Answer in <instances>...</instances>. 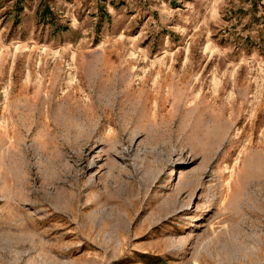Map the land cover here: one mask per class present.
Returning <instances> with one entry per match:
<instances>
[{"label":"rangeland","instance_id":"rangeland-1","mask_svg":"<svg viewBox=\"0 0 264 264\" xmlns=\"http://www.w3.org/2000/svg\"><path fill=\"white\" fill-rule=\"evenodd\" d=\"M0 264H264V0H0Z\"/></svg>","mask_w":264,"mask_h":264}]
</instances>
